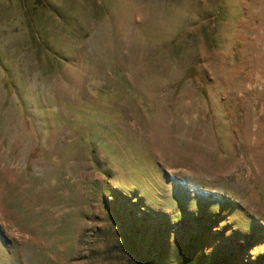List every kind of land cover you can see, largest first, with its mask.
I'll return each instance as SVG.
<instances>
[{
	"label": "rangeland",
	"instance_id": "obj_1",
	"mask_svg": "<svg viewBox=\"0 0 264 264\" xmlns=\"http://www.w3.org/2000/svg\"><path fill=\"white\" fill-rule=\"evenodd\" d=\"M0 47V264H264V0H0Z\"/></svg>",
	"mask_w": 264,
	"mask_h": 264
},
{
	"label": "trees",
	"instance_id": "obj_2",
	"mask_svg": "<svg viewBox=\"0 0 264 264\" xmlns=\"http://www.w3.org/2000/svg\"><path fill=\"white\" fill-rule=\"evenodd\" d=\"M96 7H99L100 12L105 11V5L96 4ZM218 13V11H217ZM30 23V22H29ZM32 23V22H31ZM31 25V24H29ZM29 39L32 42L33 46H38V53H46V61H45V68H41L40 70L43 72L44 76L49 75L54 67L53 63H55L56 58L54 57L53 53L49 50V44L45 38L38 34H26L23 36V39ZM40 48V49H39ZM41 50V51H40ZM41 52V53H40ZM36 54V53H35ZM37 55V54H36ZM10 59V55L2 51L0 47V88L4 91L8 96H15L19 98L20 91L18 89V85L15 84L12 80V75L9 69H7L4 65L5 58ZM136 225H138V220L135 221ZM136 227L134 226L133 234H124L121 232V254L122 258H126V264H163L162 263V256L156 255L153 252L149 251L146 254L143 251V246L140 243V230H135ZM151 240V239H149ZM153 246V244L151 245ZM197 248L193 246H187L185 250V259L179 264H198L200 258L196 254ZM220 264H222L220 262Z\"/></svg>",
	"mask_w": 264,
	"mask_h": 264
}]
</instances>
